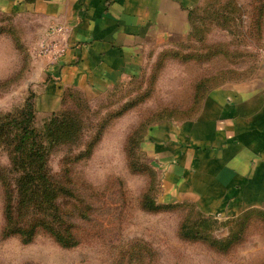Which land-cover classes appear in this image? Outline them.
Wrapping results in <instances>:
<instances>
[{
  "label": "crops",
  "instance_id": "obj_1",
  "mask_svg": "<svg viewBox=\"0 0 264 264\" xmlns=\"http://www.w3.org/2000/svg\"><path fill=\"white\" fill-rule=\"evenodd\" d=\"M205 0H0V10L34 21L35 45L51 24L67 47L52 61L33 56L24 78L37 118L61 108L64 92L92 98L142 77L157 55L184 42ZM244 80L210 89L187 120L150 124L141 146L159 168V199L189 202L226 221L264 211V51Z\"/></svg>",
  "mask_w": 264,
  "mask_h": 264
},
{
  "label": "trees",
  "instance_id": "obj_2",
  "mask_svg": "<svg viewBox=\"0 0 264 264\" xmlns=\"http://www.w3.org/2000/svg\"><path fill=\"white\" fill-rule=\"evenodd\" d=\"M221 1L208 0L203 6L196 7L191 12L187 39L177 43V46L183 48L188 42L195 41L196 48L189 50V53L163 49L162 56L152 65L153 69L148 76L145 90L130 97L126 107L118 110L119 115L135 108L149 96L158 79L159 71L163 68V59L168 55L179 56L183 61L195 62H206L218 55L229 57V60L242 55L241 50L231 46L230 40L224 43L209 38L208 42L207 25L218 26L232 35L241 31L243 36L251 37L252 40L255 35L261 38L264 0H245L243 3L238 0H226L224 3ZM236 27L240 28V31ZM222 73H232L234 76ZM236 75L239 74L229 68L227 72L218 70L203 76L200 80L198 78L193 84L191 104L186 109L176 105L156 107L136 120L122 142L128 171L134 174L146 173L148 176L146 186L137 198L138 208L152 214L178 207L187 208V215L182 217L177 227L178 239L187 243L203 244L211 251L222 255L231 253L243 242L252 221L258 219L264 222V211L249 209L224 221L222 224L228 227V233L218 238L212 232L216 225L221 223L213 217L203 216L194 204L156 201L158 174L154 167L141 162L138 151L150 124L169 119L182 121L193 118L205 94L218 86V82L245 79V75L243 77ZM136 80L140 82L138 87L142 86L143 80L141 78ZM74 100L78 106L77 110L69 107ZM86 101L82 92L68 89L63 94L61 108L40 120V125H36L38 119L33 103V92L27 89V95L20 107L0 114V150L5 152L7 159V163L0 166V239L13 237L20 244L27 245L37 236L44 235L63 249L75 248L88 241L93 228L95 198L100 199L104 192L103 194L97 192L91 183L82 179L78 181L82 191L78 192L73 172L76 164L92 155L106 127L100 125L86 142L83 140L85 125L82 114L83 103L86 105ZM60 147L64 151L59 159V169L53 170L49 164L51 156ZM112 180L122 185V180L118 176H114ZM102 189L109 188L105 184ZM121 251L120 257L117 258L118 262L126 259L130 264L158 263V258L151 252L152 250L141 243H133L131 248Z\"/></svg>",
  "mask_w": 264,
  "mask_h": 264
},
{
  "label": "rangeland",
  "instance_id": "obj_3",
  "mask_svg": "<svg viewBox=\"0 0 264 264\" xmlns=\"http://www.w3.org/2000/svg\"><path fill=\"white\" fill-rule=\"evenodd\" d=\"M205 0L204 3H206ZM226 0H222L224 3ZM240 3L245 0H238ZM204 3L201 5L203 6ZM245 23V20H244ZM35 22L29 17L8 16L0 10V114L20 107L27 95L24 78L29 65L36 56ZM238 26V25H237ZM207 40L226 43L231 41L233 48L241 50L242 55L229 60L215 56L209 61H183L179 56L165 57L163 68L159 71L157 81L150 94L138 105L119 115L117 112L126 107L127 100L144 91L151 73L152 63L145 70L140 82H125L111 92L92 98L86 97L83 103V122L85 142L100 125L106 128L101 140L95 145L92 155L74 167V178L78 192L80 179L91 183L94 190L103 196L95 198L92 214V233L88 241L71 249H63L44 235H39L27 245H22L16 238L0 239V264H130L126 259L118 262L121 250L131 248L133 243L148 246L158 258L157 264H264V222H251L246 237L231 253L222 255L208 249L200 243H187L177 237V227L187 208L178 207L169 211L149 213L138 208L136 202L146 186V173H130L126 166L123 151V139L138 118L162 105H176L186 109L191 104L193 84L199 78L216 71L235 70L239 75L248 78L257 69L264 51V25L260 34L246 38L240 32L229 34L226 30L207 25ZM209 42V40H208ZM181 48L177 44L167 48L178 53H189L196 48L195 41ZM163 51L157 55L162 56ZM156 59V61H157ZM252 71V72H251ZM250 72V73H249ZM232 75V73H222ZM234 76V75H232ZM141 81V80H138ZM239 80H223L217 85ZM209 84V83H208ZM71 109H78L76 100L70 103ZM46 117V116H45ZM42 118H37L40 125ZM141 144V143H140ZM81 147V146H80ZM63 149H56L50 160V167L58 170ZM138 154L143 163L151 164L149 155L140 146ZM5 152L0 150V166L5 165ZM158 177L159 168L154 167ZM118 176L122 185L114 182ZM79 181V182H78ZM107 185L108 190L102 189ZM155 199H159L160 180L156 184ZM212 234L218 238L228 233V227L219 221ZM1 225V195H0ZM125 262V263H124Z\"/></svg>",
  "mask_w": 264,
  "mask_h": 264
},
{
  "label": "built area",
  "instance_id": "obj_4",
  "mask_svg": "<svg viewBox=\"0 0 264 264\" xmlns=\"http://www.w3.org/2000/svg\"><path fill=\"white\" fill-rule=\"evenodd\" d=\"M69 28L63 24H51L36 44V54L46 56L52 61L59 60L67 47Z\"/></svg>",
  "mask_w": 264,
  "mask_h": 264
}]
</instances>
